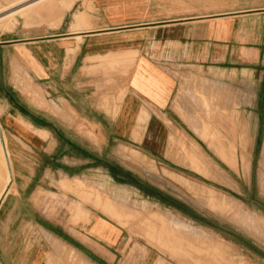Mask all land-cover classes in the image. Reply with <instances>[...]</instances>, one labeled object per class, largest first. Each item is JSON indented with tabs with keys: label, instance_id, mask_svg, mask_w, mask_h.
Wrapping results in <instances>:
<instances>
[{
	"label": "crops",
	"instance_id": "0c3cea01",
	"mask_svg": "<svg viewBox=\"0 0 264 264\" xmlns=\"http://www.w3.org/2000/svg\"><path fill=\"white\" fill-rule=\"evenodd\" d=\"M249 103L264 107V0L79 1L52 28L0 42V129L14 178L0 232L25 230L0 240V264L8 255L13 264H116L118 227L66 185L110 204L135 196L181 220L177 229L185 221L215 235L193 219L208 216L206 194L237 177L235 135L251 134L254 115L264 153V111ZM46 194H65L73 210L48 215ZM190 203L200 212L189 216ZM248 212L263 223H228L251 251L217 238L244 264H264V210Z\"/></svg>",
	"mask_w": 264,
	"mask_h": 264
},
{
	"label": "rangeland",
	"instance_id": "374dc122",
	"mask_svg": "<svg viewBox=\"0 0 264 264\" xmlns=\"http://www.w3.org/2000/svg\"><path fill=\"white\" fill-rule=\"evenodd\" d=\"M79 1L86 3L87 0H0V42L12 45L18 39L28 38L29 31L32 34L34 32L38 34L45 28H52L62 16L71 15ZM226 3L230 5L231 1ZM237 106L234 105L235 111L238 110L236 109ZM245 107H248V110L255 108V114H257V110L259 112L264 111L263 104L256 106V104L249 103ZM263 114L261 113V116ZM251 123L249 136L235 135L238 162L237 177L233 178V183L229 180L227 182L223 180L222 185L218 186L219 193L206 194L212 198L202 208L203 215L207 214L208 216L199 220L191 218L196 223L212 229L215 235H209L210 233L205 235L197 228V224L185 221H182L185 224L182 225L184 230L182 227L177 229L176 225L179 226L181 220H172L162 208L157 210L141 204L135 196H131V199L127 201L111 198L110 204L106 198L100 197L97 191H86L82 187L77 186L76 188L70 185L63 186V191L72 195L75 194L80 202L99 209L118 227L117 230L123 240L119 239L113 247L118 253L116 264H244L240 258L232 254L229 248L219 242L217 237L221 235L226 240L237 241L244 249L251 251L243 239L233 234L234 229L228 221L237 224L242 222L251 226L257 220L251 218L252 215L248 209L252 212L264 210V201H261L264 200V165H261L264 153H262L263 155L260 153L262 136L260 134L255 136L253 133L256 126L255 115L251 119ZM0 133H2L1 129ZM2 138L3 145L0 142V204L10 191L14 180L10 150L12 148L11 140L3 134ZM251 149V165L246 166ZM5 152L10 163L11 179L8 176L9 168L3 158ZM18 156L25 157L22 153H19ZM221 164L223 165V163ZM224 170L229 173L227 169ZM225 171H223L224 177H226ZM193 196L204 197L199 196L196 192L193 193ZM225 196L233 198L235 203L229 202ZM38 199L41 208L44 212H48V215H54L59 208L65 209L68 201L65 194L60 197L54 194H46L39 196ZM69 204L66 208L71 212L73 209ZM18 209L19 211L16 212L15 216H22L23 209L21 207ZM185 211L190 216V214L194 215L195 212H200V209L196 204L190 203L186 206ZM76 219L78 221L83 220V214L80 212ZM261 222L263 223V221L258 220L257 223ZM16 226L17 224L9 231L5 228L1 230L0 240L9 243L14 239L19 240L24 237V227L22 230L16 231ZM169 231L181 236V239L176 243H167V238L165 239L161 235L167 234ZM7 236L6 240L5 237ZM2 241L0 243L4 242ZM67 255L69 262L74 260L72 253L67 251ZM5 261L7 264H13L10 262L11 257L9 255Z\"/></svg>",
	"mask_w": 264,
	"mask_h": 264
},
{
	"label": "bare ground",
	"instance_id": "6f19581e",
	"mask_svg": "<svg viewBox=\"0 0 264 264\" xmlns=\"http://www.w3.org/2000/svg\"><path fill=\"white\" fill-rule=\"evenodd\" d=\"M0 137H2V133H0ZM2 141H3V138H2ZM3 145V144H2ZM5 151V150H4ZM2 155H3V153H2ZM7 154H6V152L4 153V159H5V161L4 162H6L7 163V167L9 168V178L11 179V169H10V163H9V161L7 160V156H6ZM2 162V161H1ZM4 164V163H3ZM3 167V166H2ZM9 179V180H10ZM8 180V181H9ZM11 184V183H10ZM6 191V190H5ZM3 197V196H2Z\"/></svg>",
	"mask_w": 264,
	"mask_h": 264
},
{
	"label": "water",
	"instance_id": "95a60500",
	"mask_svg": "<svg viewBox=\"0 0 264 264\" xmlns=\"http://www.w3.org/2000/svg\"><path fill=\"white\" fill-rule=\"evenodd\" d=\"M0 142H1V144H3L2 137H0Z\"/></svg>",
	"mask_w": 264,
	"mask_h": 264
}]
</instances>
